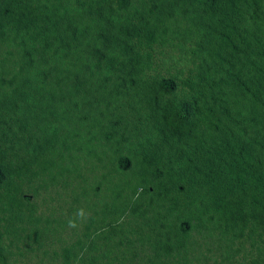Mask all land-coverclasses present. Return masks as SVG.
Returning <instances> with one entry per match:
<instances>
[{
    "label": "trees",
    "instance_id": "1",
    "mask_svg": "<svg viewBox=\"0 0 264 264\" xmlns=\"http://www.w3.org/2000/svg\"><path fill=\"white\" fill-rule=\"evenodd\" d=\"M180 19L196 40L190 48L196 81H181L189 94H177L179 74L143 80L154 45ZM1 46L0 72H8L0 74V199L17 173L14 147L42 156L66 138L68 126L90 127L89 102L105 87L112 86L109 98L143 83L150 126L135 162L138 181L145 183L147 171L153 178L169 171L171 184L196 181L206 191L191 218L204 224L209 214L214 231L231 233L230 242L246 226L264 233V0H0ZM97 120L91 122L102 126ZM145 142L168 145L164 163L145 152ZM175 143L187 149L183 167ZM118 155L124 173L132 159ZM141 190L139 199L149 193L145 185ZM5 213L1 208L0 222L15 231L14 212ZM189 229L185 218L174 243L157 233L155 259L182 247ZM2 254L0 247L5 264Z\"/></svg>",
    "mask_w": 264,
    "mask_h": 264
},
{
    "label": "rangeland",
    "instance_id": "2",
    "mask_svg": "<svg viewBox=\"0 0 264 264\" xmlns=\"http://www.w3.org/2000/svg\"><path fill=\"white\" fill-rule=\"evenodd\" d=\"M187 25L182 19L170 25L154 45L143 76L145 83L152 76L179 74L177 94L190 93L181 81H196L198 64L192 62L190 48L196 40L185 32ZM5 49L0 47V61ZM4 72L8 69L0 74ZM111 88L108 85L90 100L94 110L86 125L91 128L83 122L70 132L68 126L66 138L53 148L46 147L42 156L25 153L21 145L10 151L17 173L7 197L0 199V209L14 212L11 224L16 230L6 232L4 222H0L5 264H264V233L246 226L241 237L230 242L226 238L231 233L226 237L214 231L209 214L203 216L204 224L191 218V214L197 216L196 207H201L206 191L200 183L183 180L171 184L169 171H161L162 176L156 178L147 171L145 183L140 178L138 181L135 162L144 152L139 146L149 135L146 128L150 126L146 108L149 94L144 92L148 88L141 83L108 98ZM93 116L102 126L91 122ZM57 134L62 137V133ZM145 144V152L164 163L168 145ZM175 147L183 167L187 149L177 143ZM120 151L132 159L124 173L117 168ZM142 185L149 193L139 199ZM181 185L180 193L177 187ZM122 208L124 216L112 213ZM78 209L85 210L86 219L77 220L78 226L70 228L68 222ZM185 218L190 219V229L184 245L170 256L155 259L157 233L162 235L161 241L168 235L174 243L175 238H182L176 231Z\"/></svg>",
    "mask_w": 264,
    "mask_h": 264
},
{
    "label": "clouds",
    "instance_id": "3",
    "mask_svg": "<svg viewBox=\"0 0 264 264\" xmlns=\"http://www.w3.org/2000/svg\"><path fill=\"white\" fill-rule=\"evenodd\" d=\"M86 219V212L84 209H78L76 213H74V218L68 222V227L76 228L78 226L77 220Z\"/></svg>",
    "mask_w": 264,
    "mask_h": 264
}]
</instances>
